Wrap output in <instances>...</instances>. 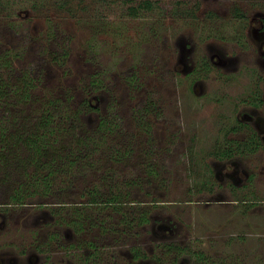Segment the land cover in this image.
<instances>
[{
	"label": "rangeland",
	"instance_id": "1",
	"mask_svg": "<svg viewBox=\"0 0 264 264\" xmlns=\"http://www.w3.org/2000/svg\"><path fill=\"white\" fill-rule=\"evenodd\" d=\"M256 9L264 11V0H0V37L22 42L24 54L16 64L40 76L35 101L23 105L28 107L25 114L40 113L37 103L45 91L77 111L75 136L94 127L99 114L109 113L134 137L131 153L110 159L105 143L104 152L76 161L67 174L69 183L60 182H68L65 173L55 172L54 189L21 203L10 196L27 180L24 173L30 168L23 173L17 157L10 160L12 152L5 151L8 160L0 164V203H6L0 209L5 210L0 212V264H31L28 251L35 246L41 250L39 264H128L131 245L145 255L133 258V264H171L174 251L158 252V235L164 230L155 228L168 215L174 222L171 238H177L172 243L189 254L178 259L180 264H185L183 258L264 264V132L257 135L250 122L236 133L229 131L237 117L249 112L248 99L264 89V54L247 32ZM214 49L225 60L209 58ZM53 52H65V57L56 62L50 58ZM93 78L101 82L92 85ZM85 100L96 108L85 110ZM144 107L147 111L137 122L135 112ZM19 118L7 119L9 131ZM252 131L257 148L232 159L216 154L231 139L250 142ZM75 139L71 133L60 137L63 144L75 145ZM230 159L236 169L249 173L243 179L239 172L241 181L234 185L222 173L233 170ZM148 162L154 175L144 172ZM105 170L117 171V183L120 171L138 174L127 199L147 210L144 227H127L104 205L87 204L82 189L95 182L104 194L107 185L100 177ZM76 207L84 217L96 216L97 223L84 222L75 232L62 219L74 216ZM88 241L103 251L97 262H90ZM21 248L27 253L11 254Z\"/></svg>",
	"mask_w": 264,
	"mask_h": 264
},
{
	"label": "trees",
	"instance_id": "2",
	"mask_svg": "<svg viewBox=\"0 0 264 264\" xmlns=\"http://www.w3.org/2000/svg\"><path fill=\"white\" fill-rule=\"evenodd\" d=\"M9 25L11 26V24ZM16 32L18 33V29ZM10 41L12 43L7 42V40L3 41V38L0 37V151L3 150L0 152V164L7 162L8 156L5 151H10L12 152L10 160H15L14 157L16 156L18 166L20 169L23 168V173L25 172L24 169L30 168L27 174L24 173V178L27 180L24 179V181L19 182L18 186L13 189L10 196L12 202H24L26 197L31 195L45 197V194L54 189L53 182H55L57 174L61 175L60 173H65L68 178V182L63 180L60 182L64 185L69 183L70 177L67 174L73 172L76 161L86 160L96 151L104 152L105 147L111 153L110 159H119L126 152H132L133 133L131 134L127 131L128 129L123 128V124L116 118L115 114H99L94 127L84 134L79 133L75 136L74 130L78 120L77 111L74 112L64 99L62 100L60 97L45 91H42L37 103L40 105L38 106L40 113L38 115L32 114V110H29V113L25 114L28 107L23 105L28 104L31 100L35 101L33 98L37 92H34L33 89L37 86L40 76L31 68L20 67L16 64V59L21 58V55L24 54V47L20 46L22 42H13L11 39ZM64 57L65 52L60 53V55L53 52L50 55V58L56 62L61 61ZM100 82V79L93 78L90 84L96 86ZM65 100L69 99L65 97ZM83 103L87 111L96 108L89 100H85ZM36 109L38 110L37 107ZM36 109L34 110L36 111ZM145 111H147L146 107L143 110H137L134 119L141 122ZM19 116L21 117L19 118L20 123L12 131H9L7 119L11 117V119L16 120ZM70 133L76 138L75 145L63 144L64 142L60 140V137ZM122 135H125L123 139L121 138ZM110 136H120L121 140H112ZM105 143L108 145L104 147ZM145 150L149 152L147 147H144ZM149 164V162L145 164L144 172L153 175L154 168ZM55 172L58 173L55 175ZM115 172L109 173L108 170H105L104 175L100 177L101 179L104 178L107 185L104 194L100 192L99 185L94 182V184H88L84 187L81 195L87 198V204H102L110 209L109 211L114 212L115 217L118 215L127 227L142 226L149 218L147 210L143 209V205H139L142 203H137L138 201L134 199H127L132 185L139 182V176L138 174L127 175L120 171V174L125 175V177L122 175V181L117 183ZM127 201H131V203H125ZM127 207L132 210L129 211ZM53 213H56V210ZM60 218L62 219L63 216ZM89 218H92L90 213H86L84 217L81 210L76 207L74 216L62 220L75 232H79L84 222L91 225L98 221L96 216L92 219ZM89 243L90 246L94 247L93 242L90 241ZM165 247L167 251H174L172 262L175 261L180 250H183V247L172 243ZM131 248L133 255L137 256L140 252L139 246L133 245ZM95 255L96 258L100 259L98 253L95 252Z\"/></svg>",
	"mask_w": 264,
	"mask_h": 264
},
{
	"label": "flooded vegetation",
	"instance_id": "3",
	"mask_svg": "<svg viewBox=\"0 0 264 264\" xmlns=\"http://www.w3.org/2000/svg\"><path fill=\"white\" fill-rule=\"evenodd\" d=\"M237 13L239 14L238 11H236L235 14H237ZM240 16H242V14H240ZM247 32L249 34L250 39L255 43L257 50L260 53L264 54V11H260V10L256 9L255 11L252 12L251 16L249 17V19L247 21ZM213 56H218V58L223 57V56H221L220 51H218L217 49H214L210 53V56H209V58H211L213 61H215L213 59ZM223 59L225 60L224 57H223ZM223 59H217L216 61L222 62V61H224ZM236 60L237 59L232 56V61L236 62ZM243 102H244V100H243ZM247 104H248L249 112L243 113L240 117H237L238 120L235 123H233L232 126L229 127L230 128L229 131L232 133H236V132L240 131L241 129H243V127L247 128L248 127L247 123L250 122V123H253L255 125V127L257 129L256 134L261 135V132H264V127L261 125L263 123V120H264V116H263L264 111L263 112L260 111L259 107H261V109L264 108V89L262 90V92H259V90H257V93L254 94V97L252 96V98L248 99ZM250 133H249L250 134L249 135L250 142H247V141L244 142V140L237 141L236 139H231V142H229V144L226 147H222L221 150H219V151L217 150L216 154L219 155L218 153L221 152V156L226 157L227 159H229V158L232 159L234 157L240 156L241 154H244L247 150H253L254 148H257L259 145L257 142L258 137L255 136L256 134L253 135V133H254L253 131ZM262 138H264V136ZM231 159H230V163H232V165L234 166L233 170L232 171L223 170L222 173L224 174V171H225V175H227V177H230V179L232 181V185H234V184L239 183L241 181V179L239 177V172L244 174V176L242 177L243 179H246L248 177L249 173L247 174V172H245L244 169H240V168L236 169V167H238V166L235 165L234 160H231ZM154 173H155V171H154ZM205 203H209V202L206 201ZM5 204L6 203H0V209H1V206H6ZM0 212L4 213L5 210L4 211L0 210ZM160 218H159L160 220L156 223L155 228L164 230L163 233H160L158 235V237L161 239V241H158L156 243L158 245V252L160 254H162V253H164V250L166 249L165 246L167 244H169L168 242H165L166 241L165 239H168V238H169V240L171 239V241H169V242L172 243L177 238H171L172 237L171 235L173 234V229H174V226H173L174 222L171 221L170 216L168 215V217L166 219H163V217H160ZM148 220H149V218H148ZM3 223H4V221H3ZM144 225L145 224H143L142 226L144 227ZM154 232H155V230H154ZM166 233H169V234L166 235ZM161 235L162 236L166 235L168 238H162ZM89 242L90 241L87 242L88 248H91V253H90L89 257H91V260L92 259L93 260L92 261H90L89 259H86V260H88L90 262H97L99 260V258L95 257L96 256L95 252L98 253L100 259H102L103 258V254H102L103 251H102V249H97V247L95 245H94V247L90 246ZM174 243H172V244H174ZM68 245L70 246L73 244L68 242ZM131 247H133V245H131ZM33 249H34V251H28V252H32V253H30V256L31 255L32 256L31 257L29 256V258H30L31 264H37L38 262H37L36 256H37L38 252H41V250L39 251V249L36 246ZM183 250H185V249H183ZM182 251L180 250L175 261L172 262L173 256L170 258L171 264H180L179 258H182V255L186 254V253H182ZM130 252H131V254H130V256H131L130 260L131 261H129L130 263H128V264H133V258L136 259L138 256H140V257L145 256L144 253H142L140 255V252H139V254H137V256H134L133 251L130 250ZM26 253H27V251L25 250V248H21L20 250H18V253L16 251V252L11 253V254L24 255ZM8 254H10V253H7V255H5V257L11 259L12 258L11 255H8ZM186 255H189V254H186ZM183 259L185 260L184 261L185 264H209L208 262L204 261L202 258L201 259L196 258L195 260H192V261H190L189 258H183ZM44 260H45V258H44ZM111 264H114V263H111Z\"/></svg>",
	"mask_w": 264,
	"mask_h": 264
}]
</instances>
